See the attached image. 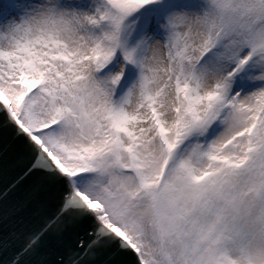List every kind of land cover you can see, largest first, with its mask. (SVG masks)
Wrapping results in <instances>:
<instances>
[{
	"label": "snow or ice",
	"instance_id": "snow-or-ice-1",
	"mask_svg": "<svg viewBox=\"0 0 264 264\" xmlns=\"http://www.w3.org/2000/svg\"><path fill=\"white\" fill-rule=\"evenodd\" d=\"M0 264H264V0H0Z\"/></svg>",
	"mask_w": 264,
	"mask_h": 264
},
{
	"label": "water",
	"instance_id": "water-1",
	"mask_svg": "<svg viewBox=\"0 0 264 264\" xmlns=\"http://www.w3.org/2000/svg\"><path fill=\"white\" fill-rule=\"evenodd\" d=\"M0 188H2V183H0Z\"/></svg>",
	"mask_w": 264,
	"mask_h": 264
}]
</instances>
